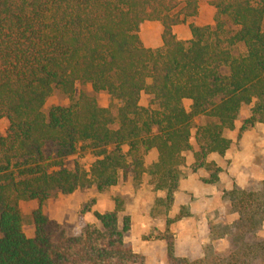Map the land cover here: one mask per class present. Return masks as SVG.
Here are the masks:
<instances>
[{"label":"trees","instance_id":"trees-1","mask_svg":"<svg viewBox=\"0 0 264 264\" xmlns=\"http://www.w3.org/2000/svg\"><path fill=\"white\" fill-rule=\"evenodd\" d=\"M211 3L214 24L189 23L183 40L173 27L197 15L198 0H0V119L8 120L0 134V264H147L125 240L131 216L121 214V198L94 212L97 224L81 217L72 231L42 204L107 189L130 172L166 191L157 201L169 208L188 153L193 171L206 170L205 182L219 181L222 168L207 157L230 148L225 132L237 122L241 132L264 124V0ZM145 21L161 22V47L143 44ZM101 92L108 106L99 103ZM54 94L67 104L46 107ZM152 149L157 158L147 165ZM79 151L96 156L89 170L66 166ZM223 193L238 213L236 244L211 259L178 255L169 224L182 210L162 234L167 264H264L257 236L264 181ZM22 200L39 202L32 236L23 229Z\"/></svg>","mask_w":264,"mask_h":264},{"label":"rangeland","instance_id":"rangeland-1","mask_svg":"<svg viewBox=\"0 0 264 264\" xmlns=\"http://www.w3.org/2000/svg\"><path fill=\"white\" fill-rule=\"evenodd\" d=\"M183 1L184 0H182V3ZM211 1L212 0H198L199 8L197 15L176 26L177 37L183 40H187L191 37L189 23L201 26L214 24L215 7ZM96 95L101 105H109L110 100L106 93L101 92ZM67 102V100L54 94L48 99L46 107L51 104H67ZM190 103L191 101L188 99L184 101L188 109ZM140 104L143 106L149 105L148 94H141ZM248 107H243L241 110L244 116L249 115ZM241 124L242 122H237L233 130H227L225 132L226 136L231 138L233 147L230 150V157L227 160L223 159L219 181L214 184L218 189L217 193L215 196L211 195L213 197H210L208 200L209 204L211 203L209 211H205L203 214L202 210L204 204L198 202L197 213L193 218L192 224L189 225L190 228L194 229L188 230L194 237L192 240L198 245V253L187 256L191 260H196L205 256L211 259L214 252L224 254L229 248L236 244L233 239L234 235H236V231L240 230L237 225L238 213L233 210V206L226 198L223 191L230 190L234 187L256 189L260 187L261 182L264 181V124H256L243 132L240 131ZM7 127L8 120L6 118H1L0 134H4ZM156 158L157 152L155 149H152L145 156V162L148 165ZM95 160L96 156L92 152L79 151L68 156L65 159V164L68 167H72L76 162H79L85 169L89 170L91 164ZM193 163V155L188 153L187 164L183 169L184 176L182 179L187 182L193 181L189 179V176L191 172H194L197 173L196 176H198V178L196 177L195 181L192 183L198 184L199 181L205 182L204 179L207 178L208 174L203 175L201 173L200 169L204 170L203 168H198L193 171ZM152 186L150 178L146 174L142 176L140 181H137L130 172H127V176L121 174L118 183L107 189L98 190L96 186H92L88 189H78L71 194H60L57 198L44 202L42 204V209L49 217L61 222L68 231H72L81 217L86 220L90 218L95 220V205L100 202V200L104 199L103 207L105 208L107 206L105 200L114 201L116 197H119L124 206V211L121 214H129L126 204L133 202L136 196L139 198V195L146 198L147 195L149 196V191L152 189L154 193L151 194L153 198L151 201V213L154 214V217L157 219L154 224H159L167 219V211L170 209L171 205L169 208H166V203L164 201H157L159 198L165 199V196L159 197L157 195L158 190H155ZM183 198L186 197L183 196ZM37 207H39V202L36 200L20 201V209L23 216V229L28 236H32L34 232L32 212ZM183 214L184 217L188 215L185 210ZM93 224H97V222ZM258 230L260 231L257 233V236L264 238V225ZM170 232L174 234V232L170 230L169 224V233ZM190 239V235L183 237L182 253L191 251L189 248L186 249ZM192 253L194 252L192 251Z\"/></svg>","mask_w":264,"mask_h":264},{"label":"crops","instance_id":"crops-1","mask_svg":"<svg viewBox=\"0 0 264 264\" xmlns=\"http://www.w3.org/2000/svg\"><path fill=\"white\" fill-rule=\"evenodd\" d=\"M176 26L177 25L173 27V32L175 34L177 32ZM162 30L163 26L160 22L145 21L142 24L140 31V38L143 44L151 48L162 46ZM257 124L259 125L261 123ZM232 145L233 143H231L230 148L224 155L210 153L207 157V160L215 161L222 168L223 159L227 160L230 157V150L233 147ZM248 163L250 164L249 161ZM200 171L203 175L207 174L205 169H200ZM196 175L197 173L191 172L189 179L193 181L190 182L181 179L179 188L174 194V202L167 211V219L163 221V223L154 224L155 220L157 219L154 217V214L151 213V201L153 199L151 194L154 193L152 189L149 191L150 197L147 195L145 198L139 195V198L136 196L133 202L126 204V208L128 209L129 215L131 216V227L128 233L125 235V240L132 245L134 251L145 256L147 264H167V243L166 240L163 239L162 234L167 232V220L176 218V216L180 214L182 210L187 211L188 215L186 217L181 216L179 219H174L170 223V230L174 232L176 253L186 257L198 253V245L192 240L194 238L192 233L188 231L194 229L190 228L189 225L192 224L193 218L197 213L196 211L198 202H202V204H204L202 210L203 214L205 211H209L211 203L209 204L208 200L210 197H213L211 195H216L218 189L215 187V183H207L202 181H199L198 184L192 183L195 181L196 177L198 178ZM165 194L166 191L158 190L157 195L159 197H164ZM183 196L186 198H183ZM103 201L104 199L100 200V202L95 205V211L104 212L114 208L115 203L113 200H105L107 205L105 208L103 207ZM87 221L92 223L98 222L96 217L95 220L90 218ZM187 235H190L191 239L190 242H188L186 249L189 248L191 251L182 253V239ZM192 251L194 253H192Z\"/></svg>","mask_w":264,"mask_h":264}]
</instances>
